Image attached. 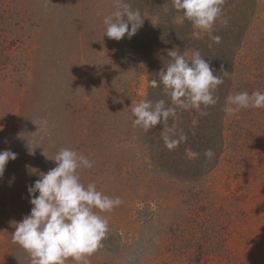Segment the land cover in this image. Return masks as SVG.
Segmentation results:
<instances>
[{"label": "rangeland", "instance_id": "374dc122", "mask_svg": "<svg viewBox=\"0 0 264 264\" xmlns=\"http://www.w3.org/2000/svg\"><path fill=\"white\" fill-rule=\"evenodd\" d=\"M140 1L125 0L142 26L116 41L103 18L118 0H0V151L17 154L0 178V264H31L12 235L32 207L27 187L62 148L93 161L81 183L123 201L100 213L109 228L88 264H264V108L222 113L223 150L204 177L163 170L154 141L170 117L148 130L132 123L150 95L146 47L157 30ZM249 3L242 36L213 52L230 58L228 97L264 92V0Z\"/></svg>", "mask_w": 264, "mask_h": 264}, {"label": "clouds", "instance_id": "9594fccd", "mask_svg": "<svg viewBox=\"0 0 264 264\" xmlns=\"http://www.w3.org/2000/svg\"><path fill=\"white\" fill-rule=\"evenodd\" d=\"M224 3L225 0H172V7L182 11L184 18L197 29L211 34L214 23L222 15ZM143 22L139 9H133L125 0H118L116 10L103 18L104 35L116 41L125 36L130 39ZM223 22L227 24V20ZM211 38L215 43L221 40L220 36ZM167 56L171 58L170 62L159 71L158 78L148 80V83L153 88L162 85L175 107L167 106L163 99L155 104L142 100L132 107L134 126L148 130L174 116L177 107L200 110L202 106L207 108L218 102L214 92L224 80L214 74L210 62L199 51L186 59L173 48ZM249 108H264V92L257 90L230 96L224 111L232 115ZM201 114L206 113L201 111ZM186 139L185 135L179 140L165 136L164 142L172 150ZM189 155L196 157L198 154ZM204 155L211 160L215 152L209 148ZM16 158L17 154L11 150L0 151V178L7 163ZM51 160L56 166L46 173L41 172L39 179L27 187L32 207L29 214L16 222L13 243L19 244L30 255L31 264H66L69 258L75 264H88L87 257L101 246L109 228L107 218L100 213L111 212L123 201L98 191L95 183L87 186L81 183L79 170L93 166V161L83 154L62 148Z\"/></svg>", "mask_w": 264, "mask_h": 264}, {"label": "trees", "instance_id": "16d2710c", "mask_svg": "<svg viewBox=\"0 0 264 264\" xmlns=\"http://www.w3.org/2000/svg\"><path fill=\"white\" fill-rule=\"evenodd\" d=\"M249 1L225 0L222 15L217 18L219 25L213 26L211 34L204 33L200 37L194 35V30L191 29L192 23L184 18L182 11H176L172 7V0L140 1L141 5H149L152 17L156 18V23L154 24L157 26V30H155L152 28L154 26L150 25L155 38L154 40L148 41L149 47H146L148 49L145 65L149 80L158 78L157 74L159 71L170 62L171 58L167 56V52L173 48H177L180 53L190 48L194 51H199L201 56L210 62L214 74L224 80V83L218 86L214 92V96L218 97V102L215 105H210L207 108L202 106L200 110H183L177 107L175 115L170 116L171 123L169 130L161 135L158 141H154L156 148L159 149L160 155L162 156L161 168L173 176L186 177L191 180L204 177L212 169L217 156L223 150V128L221 120L228 97V81L226 76L228 74L227 70L230 67V58L221 52L220 54L213 55V52L215 47L224 50L220 46L223 42L237 41L242 36L248 18V11L252 9L250 7L252 4H248ZM139 10L141 12V9ZM177 15H181L182 17L180 23L174 22V18ZM224 20H227V24L223 22ZM151 31L149 32L147 30V32L152 34ZM146 35V33H143V42H145ZM212 36H221L222 40L219 43H214L211 39ZM206 42L207 45H204ZM155 46H158L160 51H164L166 62L158 63V59L163 57V53L157 52L156 54L153 50L156 49ZM159 88L164 90L162 85L156 88L149 85L150 95H148L147 100L155 104L156 101L163 99L166 105L175 107L166 91L159 94L158 97L151 94L154 90L157 92ZM201 111L206 114L202 115ZM193 118H195V121ZM161 131L163 132L164 130L162 129ZM181 135H185L187 139L180 141L174 149L169 150L165 146V136L179 140ZM209 148L215 152V156L211 160H208L204 155L205 150ZM189 153H196L198 155L193 157Z\"/></svg>", "mask_w": 264, "mask_h": 264}]
</instances>
